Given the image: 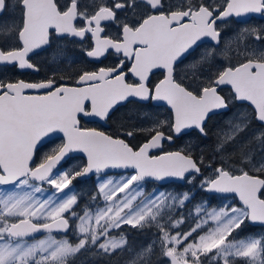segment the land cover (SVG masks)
I'll return each mask as SVG.
<instances>
[{"label": "snow or ice", "instance_id": "6c2138e0", "mask_svg": "<svg viewBox=\"0 0 264 264\" xmlns=\"http://www.w3.org/2000/svg\"><path fill=\"white\" fill-rule=\"evenodd\" d=\"M249 13L264 14V0H0V66L39 72L32 57L46 53L51 73L0 79V264H76L90 252L108 264H264V233L240 235L264 226V29L221 27ZM69 38L87 41L90 63L109 53L116 62L67 73L55 42ZM126 104L135 107L115 131L81 126ZM219 113L223 125L205 144ZM74 152L86 162L74 167ZM91 174V201L103 205L81 214L73 181ZM197 180L219 205L185 211L191 189L166 187ZM122 226L155 228L156 238L136 246Z\"/></svg>", "mask_w": 264, "mask_h": 264}, {"label": "flooded vegetation", "instance_id": "af4514ba", "mask_svg": "<svg viewBox=\"0 0 264 264\" xmlns=\"http://www.w3.org/2000/svg\"><path fill=\"white\" fill-rule=\"evenodd\" d=\"M215 3L223 5L224 0H214ZM246 15V14H245ZM222 29L225 31V33L235 36L236 33L243 29H256L257 31L264 29V14L262 13H249L246 16H242L239 18L232 17L228 20L226 24L221 25ZM110 34H115V30H111ZM56 46L61 48L64 53L67 56V62L62 63L59 65V67L64 70H67V73H74L80 69H87V70H93L96 67H102V66H111L116 62V57L114 54L109 53L106 54L105 57L101 58V61L99 63H90L89 58H87L84 55L85 50L87 49V41L84 43L79 42L78 40H73L71 38L67 40H59L56 41ZM242 43V42H241ZM207 43H205L204 47H207ZM233 47H236V44H233ZM203 50V49H201ZM32 61L39 66V72H36L34 70H19L18 68L11 67V66H0V79H10V80H25V81H39L42 80L45 76L51 75L49 72V57L46 53H42L39 56H33ZM232 62H235L233 59ZM57 75H66L64 71L58 72ZM162 78L159 72L155 73V75L152 76L153 82L157 81L158 79ZM132 77H129V80H131ZM223 95H229V89L228 87H224ZM135 107L134 104H126L124 107H121L119 112L116 114L113 119L108 121H100L98 119L96 120H86L85 117L81 118V126L84 128H95L96 130L105 131V132H112L115 131L118 125L117 117L123 116V109H133ZM160 109H163V112L166 114V108L161 107ZM222 115H225L223 113L212 115L215 118H221ZM211 118V117H210ZM208 123V122H207ZM258 126V125H257ZM195 134V133H194ZM62 136H55L54 140L55 143H61L62 142ZM142 139V138H141ZM140 138H137L134 140H130L129 142L132 144L139 143ZM52 145L44 143L43 146H40L38 148V151L35 154L34 161L35 163H39V160H36L38 157L39 151L45 150L46 148H50ZM173 146L165 145L166 150H173ZM84 162L85 160L82 159ZM63 167H66L63 165L59 168V170L63 169ZM55 171V170H54ZM94 176L84 177V178H77L75 181H73V186L77 191L81 193V197L79 200V205L76 208V211L78 213H81V210L85 207L84 201H86L88 198L86 196L85 187H87V184L91 183V190L89 191L90 196H92L93 190L95 187V184L93 183ZM180 187H185V184H180ZM172 187H179V185H170ZM220 194H208V199L210 202H216L219 200ZM216 198H213V197ZM228 199H232L233 197L231 195H228ZM256 230L258 233L262 231L264 233V226L260 225H252L247 224L244 228V232L249 233ZM72 230H70L66 235L69 240L72 242H75V238L72 236ZM45 234H38V238H42ZM57 237L64 236V233H54ZM88 255V254H87ZM79 257L76 259V264H88L89 258L87 257Z\"/></svg>", "mask_w": 264, "mask_h": 264}, {"label": "rangeland", "instance_id": "374dc122", "mask_svg": "<svg viewBox=\"0 0 264 264\" xmlns=\"http://www.w3.org/2000/svg\"><path fill=\"white\" fill-rule=\"evenodd\" d=\"M129 110L130 109H123V114H126ZM159 112L162 115H166L167 114V113L165 114L163 112V109H159ZM224 119H225V115H222V117L220 119L219 118H215L214 116L210 118V120L207 123V128L209 130V138H208L207 141H204L205 144L211 145V143L213 141V136L210 133V122L211 121L213 122L212 123V133H213V131L215 130L216 127H220V126L223 125ZM257 128H258V126L254 125L253 128L250 130V134H251L252 131H255ZM193 137H196V134L193 133ZM137 138L141 139V137H137ZM133 140L135 141V139H133ZM178 143H181V142H178ZM82 163H84V161L82 159L75 157L73 166L75 167L77 164H82ZM63 169H64V167H63ZM63 169H61L60 171H63ZM205 175H207V172H205ZM96 182H97V178L95 177L94 180H93V183L95 184V187H96ZM198 183H199V180L196 181L197 186H195V187L193 185H191V184H185V187H172L170 185L166 186V187H167L168 190L176 189V190H179V191H187V190L191 189V191L194 193V197H193L192 202L185 209V211H187V209L192 208L193 204H195L197 202H201V201H207L208 202V207H215V206L219 205L220 201L210 202V200L208 199V195L205 192H203V191H201L199 189ZM45 187H47V185H45ZM153 187H155V186H152V185L148 184L147 190L151 191V189ZM91 188H92L91 183L87 184V187H85L84 193H86V196H87L88 199L86 201H84L83 204L90 205V207H92V208H95L97 203H99L100 206H102L103 205V201L102 200H100L98 202L91 201V196L89 194V191L91 190ZM65 191H67V189ZM95 191H96V188H94L92 195L95 193ZM225 202L226 203H232L233 200L232 199H227V201H225ZM121 230H123L124 232L127 233L130 243H132V244H134L136 246L150 243L152 240H154L156 238V235H155L156 234V229L155 228H149V229H144V230L137 231L135 229H131L130 226H122ZM243 233H244L243 236H246V235H248L250 233L251 234H255V233H258V232L256 230H254V231L249 232L247 234H246V232H243ZM259 233H263V232L260 231ZM113 234H116V233L114 232ZM72 236L76 240V235H75L74 231L72 232ZM230 239H231V237H230ZM157 249H158V245H157ZM87 257L89 258V263L88 264H108L107 258L95 257V256H93L91 254V252L87 255ZM121 264H123V259H121Z\"/></svg>", "mask_w": 264, "mask_h": 264}, {"label": "water", "instance_id": "95a60500", "mask_svg": "<svg viewBox=\"0 0 264 264\" xmlns=\"http://www.w3.org/2000/svg\"><path fill=\"white\" fill-rule=\"evenodd\" d=\"M247 15V14H246ZM85 119L86 120H96V119H98V118H92V117H85ZM51 136H53V137H55V136H57V135H59V136H62V133H54V134H50ZM46 140H47V138H45ZM43 143V142H42ZM40 145H38V147H39ZM72 156H82L85 160H86V157L82 154V153H76V152H74V153H72L71 154ZM59 167V166H58ZM113 171H115V170H113ZM92 175H94V174H91V175H89V176H92ZM89 176H86V177H89ZM79 178H84V177H79ZM208 194H212V193H208ZM227 195H231V194H227Z\"/></svg>", "mask_w": 264, "mask_h": 264}, {"label": "trees", "instance_id": "16d2710c", "mask_svg": "<svg viewBox=\"0 0 264 264\" xmlns=\"http://www.w3.org/2000/svg\"><path fill=\"white\" fill-rule=\"evenodd\" d=\"M212 121L210 122V133L212 134ZM49 150V148H46L45 150H41V151H39L40 153L38 154V157H37V159L36 160H40V158L44 155V153L46 152V151H48ZM149 185L150 184H152V183H148ZM152 186H157L156 184H154V185H152ZM177 186V185H176ZM181 185H179V187H180ZM244 232V231H243ZM243 232H241L240 233V235L241 236H243ZM236 233H233V235H235Z\"/></svg>", "mask_w": 264, "mask_h": 264}]
</instances>
